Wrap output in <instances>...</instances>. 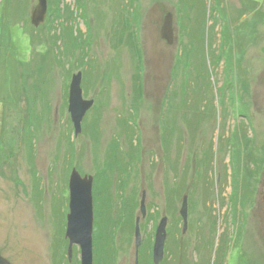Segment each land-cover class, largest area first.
<instances>
[{"label": "rangeland", "instance_id": "374dc122", "mask_svg": "<svg viewBox=\"0 0 264 264\" xmlns=\"http://www.w3.org/2000/svg\"><path fill=\"white\" fill-rule=\"evenodd\" d=\"M84 1L85 17L76 0L61 2L74 16L63 14L56 31L49 9L32 24L38 0H0L1 255L12 264H81L78 245L69 259L66 238L77 168L94 176V264H155L164 217L160 264H214L224 234L220 264H264V0ZM169 13L172 43L162 37ZM32 36L43 41L34 46ZM78 72L94 105L76 135L69 92Z\"/></svg>", "mask_w": 264, "mask_h": 264}, {"label": "water", "instance_id": "95a60500", "mask_svg": "<svg viewBox=\"0 0 264 264\" xmlns=\"http://www.w3.org/2000/svg\"><path fill=\"white\" fill-rule=\"evenodd\" d=\"M49 0H38L31 16L32 24L35 27L42 25L47 18ZM162 37L169 43L173 42V22L172 15L169 13L162 27ZM83 73L78 72L73 75L69 92V111L74 123L75 134L82 132L83 120L87 112L93 107V99H85L82 87ZM94 176L82 175L77 168H73L70 181V202L69 214L67 216L66 238L69 239L68 256L72 259L74 245H78L81 250V264H94L93 233H94ZM141 212L143 216L147 214L146 192L141 201ZM180 215L184 221L185 232L189 221L188 196L185 195L180 209ZM140 218L136 225V249L137 255L141 246L142 236L139 226ZM167 217H164L158 226L154 244V262L160 264L165 255V244L168 236ZM0 264H12L0 253Z\"/></svg>", "mask_w": 264, "mask_h": 264}, {"label": "trees", "instance_id": "16d2710c", "mask_svg": "<svg viewBox=\"0 0 264 264\" xmlns=\"http://www.w3.org/2000/svg\"><path fill=\"white\" fill-rule=\"evenodd\" d=\"M63 0H57L56 2H55V4H54V6L51 4H49V6H51V7H49V12L52 14V16L50 17L49 16V20L47 21V23H49L50 22V27H52V30H56L57 31V29H58V27H62V26H64V22L65 21H63V14L64 15H66L67 16V18L68 19H72L73 18V16H74V14H73V12L71 11V10H68L67 12H65V10L67 9V6L68 5H64V6H62L61 4L63 3L62 2ZM250 1H252V2H254V3H258V2H256V1H253V0H250ZM62 2V3H61ZM76 2H77V7H79V9H80V11L83 13V16L85 17V16H87L88 14H87V6H86V1H84V0H76ZM79 9H77V10H79ZM62 10H64V13H63V11ZM125 11V10H124ZM126 12V11H125ZM49 13V14H50ZM127 13L128 12H126V14L125 15H123V17H127ZM50 14V15H51ZM123 17L122 18H120V19H123ZM56 22H57V24H56ZM67 22V21H66ZM119 22H121V20L119 21ZM68 26L70 27V25L68 24ZM63 28V27H62ZM73 28V27H72ZM72 28L70 27V33L72 34ZM122 28V27H121ZM226 28V27H225ZM122 29H124V28H122ZM55 31V33L53 34V36H54V38H56L58 41L59 40H61L62 39V36H61V33L59 32V34L57 33ZM117 32H118V30H116ZM70 38H72L71 39V44L72 45H75V42H76V46L75 47H77V46H83V45H85L84 44V40L83 39H78V37H76V39H78V40H74V37L73 36H70L68 39H70ZM39 39V41L40 42H42L43 41V38H40V36H39V38L38 37H35V36H32V42H33V44H34V46H35V44H39V42L37 41ZM56 44H57V41H56ZM199 60H201V59H199ZM206 60V59H205ZM31 61H29V62H24L23 64H29ZM202 62V68L201 69H206V65H207V63L204 61V59H203V61H201ZM212 62V64H214V66L216 65V66H220V62L221 61H219L215 56H214V58H213V60L211 61ZM224 65H225V68H226V70L228 71V72H230L231 73V71L233 70V63L231 62V59H230V57H229V59L227 58V59H225V61H224ZM138 76H140V75H138ZM71 152H72V150H71ZM129 166V165H128ZM111 202H110V204H108L107 203V206H108V210H109V216H111L112 215V219L111 220H113V216H115V214H117V210L115 211L114 210V208L115 207H117V205H114V202H113V200H110ZM238 204V203H237ZM124 207H126L125 206V201H123V203H122V206H121V209H120V214L122 213V210H123V208ZM118 208V207H117ZM98 210V209H97ZM98 212V211H97ZM237 213H238V208L234 211V213L232 214V215H234L233 216V218L234 219H232L233 220V222L235 221V219H236V216H237ZM127 216L128 217H132L133 216V214H132V212H129L128 214H127ZM153 216V215H152ZM227 216L228 215H226V218H227ZM115 218V220H114V224L116 225V223H117V221L118 220H121L122 222L124 221L123 219L125 218V215H124V218H119V219H116V217H114ZM236 223V222H235ZM98 230L100 231V228L97 226L96 227V231L98 232ZM98 233H100V232H98ZM96 235H97V233H96ZM226 237H228V235L226 234H224L223 235V238H222V243H221V245L219 246V249H218V251H217V259H216V261L214 262V264H220L221 263V258L224 256V254L227 252V250H228V246H227V242L225 241L226 240ZM105 244H104V246L102 245V247H101V249H104V252L106 251V254L111 258V262L113 263L114 261H112V258H113V254H112V244L109 242V243H107V241H105L104 242ZM210 261V260H209ZM208 261V262H209ZM207 264H209L207 261H205Z\"/></svg>", "mask_w": 264, "mask_h": 264}, {"label": "flooded vegetation", "instance_id": "af4514ba", "mask_svg": "<svg viewBox=\"0 0 264 264\" xmlns=\"http://www.w3.org/2000/svg\"><path fill=\"white\" fill-rule=\"evenodd\" d=\"M167 232H168V235H169L170 232L168 231V223H167ZM167 239H168V236H167ZM165 247H166V246H165ZM166 248H167V247H166Z\"/></svg>", "mask_w": 264, "mask_h": 264}]
</instances>
